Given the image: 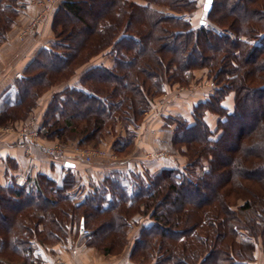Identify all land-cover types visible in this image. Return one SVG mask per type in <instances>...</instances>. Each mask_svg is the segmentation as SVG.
Returning <instances> with one entry per match:
<instances>
[{"label": "trees", "instance_id": "1", "mask_svg": "<svg viewBox=\"0 0 264 264\" xmlns=\"http://www.w3.org/2000/svg\"><path fill=\"white\" fill-rule=\"evenodd\" d=\"M237 2L220 8L224 0L212 1L206 17L217 29L183 15L194 12L197 0L60 3L53 23L57 40L25 68L0 124L26 118L42 94L109 47L112 67H90L74 86L52 94L40 125L44 138L100 143L106 133L117 135L121 121L126 135L114 148L124 153L153 97L167 85L187 84L194 69L209 67L215 88L194 105L193 122L172 119L174 143L185 146L189 158L182 168L116 172L89 184L85 194L75 166H68L61 183L39 174L23 186L0 184V264L20 258L31 264L36 244L59 240L67 219L95 226L98 248L120 253L138 213L151 222L142 227L128 264H145L154 252L155 264H252L254 243L240 236L247 230L263 237L264 249V0H245L241 11ZM20 8L18 0H0V44ZM231 91L235 104L229 109L222 101ZM208 112L218 115L215 129ZM239 200L240 209L252 210L249 218L238 217L233 206Z\"/></svg>", "mask_w": 264, "mask_h": 264}, {"label": "rangeland", "instance_id": "2", "mask_svg": "<svg viewBox=\"0 0 264 264\" xmlns=\"http://www.w3.org/2000/svg\"><path fill=\"white\" fill-rule=\"evenodd\" d=\"M62 1L63 0H18V5H20L21 7L20 12H22L23 9L27 7V4L37 7L38 12L34 14L32 13L31 15H29V17L26 18L27 20L24 19L23 21L17 22V18L19 16L18 14V16L15 18L14 22L12 23L7 33H9L10 30H13L14 28L13 25L16 23L15 29L18 32L17 34H18L19 43L21 45H25L34 39L38 38L39 40V39L45 38V33L43 32L44 31L43 29L47 27L48 28L47 32H50L52 35V39L48 42V44L49 46H52L53 42L57 40V37H56L57 35L53 28L54 17ZM132 1L137 2L139 4L146 3V0H132ZM228 1L229 0H224V5L219 6V7L225 8L228 4ZM240 1L242 2L241 3L237 2V5L235 6L236 10L238 11L242 10V5L245 2V0H240ZM230 2L236 3V0H230ZM204 3H205V0H197V6L194 12L185 13L183 15L185 17L191 18L193 24L197 25L199 18L205 17L207 19L206 17L207 11H205L203 7ZM220 3L221 2H219V5ZM152 5L154 8L161 10V11H165V12L172 11L166 5H158V4H152ZM85 15L87 16V14ZM38 17H41L42 22L37 25L35 21L38 19ZM32 27H34V30L29 31ZM211 28L217 29L216 25ZM7 33H6L4 41H2L0 46L8 38ZM72 40L73 39H70V41ZM106 50L110 52L109 51L110 47L106 48L102 52L105 53ZM102 52L92 56L87 62L80 64L77 67L75 74L73 76H75L76 74L79 75V73H77V71L79 70H80V73L82 74L86 70V68H89L90 66L89 64L91 62H93L99 56H101ZM111 56L113 57V55ZM83 69L84 71H82ZM167 86H168V91L165 90L159 96L153 97L149 110L152 109L153 105L155 104V101L159 98H164L163 102L159 101V103H162L159 106H163L164 103L165 104L173 103V101H175L174 99L177 100V98L180 99L181 101L190 100L191 98L201 99L205 95H207L210 92V90H213L215 87L214 80L211 76L209 67L208 68L198 67L194 69L193 77L187 84L182 85L180 83H175V84L167 85ZM52 88L47 90L44 94H46L47 92L49 93V91ZM257 100H258V96H257ZM35 107L37 110H35L34 111L35 113H33L32 115L22 120H16L13 122H8V123H11L12 126L17 131H19L21 127L29 123L33 126L38 127V124H41L43 121V116L41 119L36 118L35 114L40 112L39 104L38 105L36 104ZM154 113L156 112L150 113V117L152 115L154 116ZM173 115H175L174 118L180 117V116H176L177 114H173ZM172 119L173 118H169L170 121H172ZM208 121L210 122L211 128L215 129L216 122H217L216 115L210 116L208 118ZM117 126H118V129H120L119 134L114 136L112 134L106 133L103 141H101L100 143H95L94 141H92L90 143L81 145L76 140H72V139L67 140V141H61L60 139L49 140V139L44 138L41 133H40V141L47 143V144H61L64 147H66L67 151L69 152L74 151L78 147L83 148V149L92 150L91 152H94V153H91L92 154L91 160H87V159L78 160L82 163L81 166H86L93 162L94 163H106V162L110 163L114 160H118V158L125 156L127 154L128 155L130 154L131 157H133L135 160H138L139 162L143 159L149 160L148 162H159V160L164 159L166 161L175 163L176 167L178 168L184 167V165L188 162L189 158L186 155V147L185 146L182 148L177 147L174 143V136L171 139L169 134H167L168 132L162 135L161 137L162 142L160 143L158 148L154 147L155 149H152L151 147V148H148V150L141 149V148L135 149L136 143L134 142L133 146L128 151L126 150V152L124 153L117 152L114 148L115 140L118 137H121L122 135L123 136L126 135V132L121 130V129H124L123 122L120 121L117 124ZM121 132L124 134H122ZM207 169H208V166L206 163L205 166L202 168V171H205ZM145 170H149L151 173H156L158 171L156 168H153L152 170L144 169L143 171ZM143 171H139V172H143ZM88 190L89 188L86 187L83 194L86 193ZM83 194L81 195V197L83 196ZM242 204H243V200H239L238 204L234 205L233 208L237 211V215L239 218H242V219L249 218L250 215H252V210L251 209H248V210L240 209V206ZM150 222H151V219L148 216L140 214V213L135 214V216L129 220L128 228H127V236H126L127 242H126V245L123 247L122 251L117 254H105L100 248H98V245H96L99 242L98 241L99 239H97V236H96L95 226L89 225L86 227L92 231L91 237H89L88 235L80 234V228H81L82 223L80 226H78L77 221L75 220L73 221L72 219L71 220L67 219L66 223L62 224V233H60V236L58 237L59 240L54 241L51 239V240H47L45 243L36 244L35 254H33L32 257H30L29 259L30 261H33L31 264H34V263L44 264L45 262L44 255L45 253H48V254L53 255V257H51L52 264H78V261H77L78 257H81L82 260L87 262L86 264H128L129 262H131L130 256H129L130 252L134 248L137 239L140 237V235L143 232L142 227H145ZM240 237L242 239L251 240L252 243H254L252 264H264L263 237L258 236V238H253V236H250L247 230H242ZM85 249H87L88 251L85 252ZM156 258L157 256H156V253L154 252L152 253V257L150 256L149 258L145 260V264H155ZM0 260L4 261L2 259ZM19 260L20 261L16 262L15 264H28L26 259L20 258ZM5 263H9L8 260H6Z\"/></svg>", "mask_w": 264, "mask_h": 264}, {"label": "crops", "instance_id": "3", "mask_svg": "<svg viewBox=\"0 0 264 264\" xmlns=\"http://www.w3.org/2000/svg\"><path fill=\"white\" fill-rule=\"evenodd\" d=\"M37 12V7L27 4V7L19 13L17 22L23 21L24 19L27 20L26 18H28L29 15ZM203 20H205L204 24L208 27L215 26L205 17L199 18L197 24L200 22L202 23ZM15 25L16 23L13 25V30H10L9 33H7L8 38L0 46V113L4 111L9 104L14 102L15 95L18 91L17 81L24 75L25 68L32 62L41 48L50 47L48 42L52 39V35L50 32H47L48 28L46 27L43 29L45 38L39 40L37 38L25 45H21L18 40V32L15 29ZM113 62L114 59L111 56V53L106 50L105 53L102 52L101 56L89 64V68L97 65L112 67ZM82 71H84V69ZM77 73H79V75L76 74L69 80L53 86L49 93L47 92L39 97L37 105L39 104L40 112L35 114L37 119L42 118L54 92L65 87L74 86L77 83L81 75L80 70L77 71ZM165 90L168 91V86ZM213 91L214 89L210 90V92L201 99L191 98L192 100H184V102L183 100L181 101L177 98V100L174 99L175 101H173V103H164L163 106H159L162 104L159 103V101L163 102L164 98L157 99L155 101V104H157H154L152 109L146 112L143 121L136 129L137 135L135 139V149L141 148L148 150V148L151 147L152 149L158 148L162 142L161 137L166 132H168L167 134H169L172 139L173 136H175L176 125L170 121L169 118H174L175 115L173 114H177L176 116L184 117L190 122H193L192 112L194 105L199 101L205 100ZM222 104L223 106L232 109L235 104V92L232 91L227 94L223 99ZM35 110H37L36 107H33L28 116L35 113ZM152 111L156 113H154V116L152 115L150 117V113H153ZM215 115L216 114L208 112L206 120L208 121L210 116ZM216 117L218 121V115H216ZM208 123L210 124L209 121ZM40 125L41 124H38L39 128ZM121 130L125 131L124 129ZM116 132L117 135L120 132L118 126L116 128ZM74 161L75 162L66 164L61 160H53L37 145L32 146L31 156H27L25 154V147L19 140L18 131L11 123H7L5 125L0 124V184L2 185L13 182L17 185L23 186L39 174H46L55 179L58 183H61L62 179L69 173L68 166H75L73 171L75 179L79 180L80 184H83L84 188H89V184L99 183L106 177L113 175L116 172L143 171L144 169L152 170L153 168H156L158 170L157 172H159L163 168L176 167L175 163L164 159L159 160V162H148L149 160L143 159L139 162L131 157L130 154L122 156L118 158V160H114L110 163L93 162L86 166H81L82 163L78 160ZM17 179L20 180V183H17ZM86 251L88 250L85 249V252ZM51 257H53L52 254L45 253L44 264H52ZM77 261L78 264L87 263L82 260L81 257H78Z\"/></svg>", "mask_w": 264, "mask_h": 264}, {"label": "built area", "instance_id": "4", "mask_svg": "<svg viewBox=\"0 0 264 264\" xmlns=\"http://www.w3.org/2000/svg\"><path fill=\"white\" fill-rule=\"evenodd\" d=\"M41 22V17H38V19L35 21L37 25ZM32 30H34V27H32L29 31ZM40 133V128L33 126L30 123L21 127L18 131L19 140L25 147V154L27 156H31L32 146L37 145L51 159L59 161L61 160L66 164L75 162L74 160H91V153H94L91 152L92 150L78 147L74 151L69 152L67 151L66 147L61 144H47L41 142ZM17 183H20L19 179H17ZM91 232L92 231L86 227L80 228V234L82 235H88L89 237H91Z\"/></svg>", "mask_w": 264, "mask_h": 264}, {"label": "water", "instance_id": "5", "mask_svg": "<svg viewBox=\"0 0 264 264\" xmlns=\"http://www.w3.org/2000/svg\"><path fill=\"white\" fill-rule=\"evenodd\" d=\"M212 1L213 0H205L204 6H203L205 11H209L211 9V7H212ZM202 23L204 24L205 23V20H203ZM83 227H84V225L82 224L81 225V228H83Z\"/></svg>", "mask_w": 264, "mask_h": 264}]
</instances>
